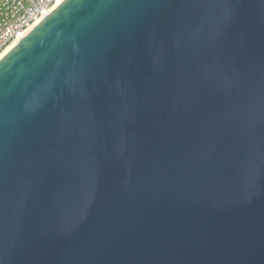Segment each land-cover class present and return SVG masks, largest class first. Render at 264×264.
Masks as SVG:
<instances>
[{
    "label": "water",
    "instance_id": "obj_1",
    "mask_svg": "<svg viewBox=\"0 0 264 264\" xmlns=\"http://www.w3.org/2000/svg\"><path fill=\"white\" fill-rule=\"evenodd\" d=\"M0 264H264V0H62L2 54Z\"/></svg>",
    "mask_w": 264,
    "mask_h": 264
},
{
    "label": "built area",
    "instance_id": "obj_2",
    "mask_svg": "<svg viewBox=\"0 0 264 264\" xmlns=\"http://www.w3.org/2000/svg\"><path fill=\"white\" fill-rule=\"evenodd\" d=\"M62 0H0V51Z\"/></svg>",
    "mask_w": 264,
    "mask_h": 264
},
{
    "label": "bare ground",
    "instance_id": "obj_3",
    "mask_svg": "<svg viewBox=\"0 0 264 264\" xmlns=\"http://www.w3.org/2000/svg\"><path fill=\"white\" fill-rule=\"evenodd\" d=\"M59 4V3H58ZM57 6L54 5V7L52 8V10ZM51 10V11H52ZM41 19H39L37 22H35L33 25L29 26L27 29L23 30L14 40H12L9 44H7L1 51H0V56L2 54H4L5 52L9 51L18 40H20L31 28H33V26H35Z\"/></svg>",
    "mask_w": 264,
    "mask_h": 264
}]
</instances>
